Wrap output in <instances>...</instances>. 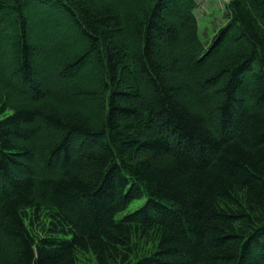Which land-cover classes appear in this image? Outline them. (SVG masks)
Segmentation results:
<instances>
[{"label":"trees","instance_id":"trees-1","mask_svg":"<svg viewBox=\"0 0 264 264\" xmlns=\"http://www.w3.org/2000/svg\"><path fill=\"white\" fill-rule=\"evenodd\" d=\"M23 1L66 17L49 71L94 60L60 94ZM177 1L0 0V264H264V0L210 45Z\"/></svg>","mask_w":264,"mask_h":264},{"label":"rangeland","instance_id":"rangeland-1","mask_svg":"<svg viewBox=\"0 0 264 264\" xmlns=\"http://www.w3.org/2000/svg\"><path fill=\"white\" fill-rule=\"evenodd\" d=\"M196 8H195V15L198 21V27L200 31V36L204 44L210 45L217 34V32L226 24V20L224 19V15L227 12V0H196ZM23 3H27L29 5V1H23ZM184 5L183 0L177 1V6H174V11H180L181 7ZM25 15L27 17V33L31 40V50H33L34 55H32L33 64L36 63L39 66L43 67V70H47V72L50 70L49 65L50 62L48 61L50 58L49 56H45L44 52L42 53V49L39 50L37 48L36 39L39 37L37 36L39 33H37L36 28L40 29L42 34L45 35V40H47V45L43 44L44 47L49 48L54 46V43L61 40H66L71 37L70 31L67 30H61V32H58L59 27L64 25V19L66 18L64 15L59 14L58 12H51L47 11L45 9H42L41 7H38L37 5H29L27 9H25ZM66 24V23H65ZM77 30V29H76ZM73 30L74 32L76 31ZM57 31V32H56ZM49 33V34H48ZM76 33V32H75ZM33 38V39H32ZM33 40V41H32ZM83 39L78 40V44H81ZM85 44V43H84ZM227 45V44H226ZM36 47V48H35ZM83 47L82 45H79L77 48ZM44 48V49H45ZM7 48L3 45H0V76L1 77H8L12 73L14 68V64L12 59H4L3 53H6ZM35 58V59H34ZM53 63V62H51ZM54 64H56L54 62ZM94 60L89 59L85 65L77 72L75 71L74 76L71 75H62L63 72L56 73L54 70L49 71L50 75L47 74L45 77H43V87L42 91L46 90L47 87L51 88V91L54 93L60 94L63 90V88H67L68 80H70L71 77H78V76H86L90 72V69L92 66H94ZM37 67V65H36ZM41 68V67H40ZM40 72H42V69H40ZM52 73V74H51ZM44 76V75H43ZM9 80V79H8ZM17 89V88H16ZM22 89H17L21 93ZM22 96V95H20ZM78 104L80 105H91L95 100L93 98H73ZM12 113V111H10ZM158 121L155 122L156 125H158ZM164 133V132H163ZM165 134V133H164ZM39 139V137H38ZM15 170V169H13ZM23 171L22 169H16L13 174L16 176H19V174ZM147 202L146 198H143L141 200L133 202L129 208L121 212L117 215V220L122 219L125 217L128 213L133 212L140 207H142Z\"/></svg>","mask_w":264,"mask_h":264}]
</instances>
